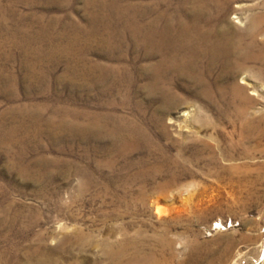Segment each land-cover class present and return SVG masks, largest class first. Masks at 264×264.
I'll list each match as a JSON object with an SVG mask.
<instances>
[{
  "label": "rangeland",
  "instance_id": "374dc122",
  "mask_svg": "<svg viewBox=\"0 0 264 264\" xmlns=\"http://www.w3.org/2000/svg\"><path fill=\"white\" fill-rule=\"evenodd\" d=\"M144 2L0 0V264H264V63L153 81Z\"/></svg>",
  "mask_w": 264,
  "mask_h": 264
},
{
  "label": "bare ground",
  "instance_id": "6f19581e",
  "mask_svg": "<svg viewBox=\"0 0 264 264\" xmlns=\"http://www.w3.org/2000/svg\"><path fill=\"white\" fill-rule=\"evenodd\" d=\"M180 1L182 4H178V0H145L143 3L144 21H142L141 32H143L144 45L149 51L157 49L159 54L156 66L150 67L152 74L158 77L153 81L160 83L164 78L170 82L172 73H183V75L188 73L202 89L210 90L213 95V87L218 86V83L209 86L206 78L211 75L217 64L221 63L223 72L232 73L233 71L236 74L240 71L239 65L243 59L259 60L264 63V0H257L251 5L241 1L240 3L239 0ZM156 30L158 31V42L153 45L151 41L155 39ZM161 86L164 87V84ZM221 89L224 88L221 87ZM240 89L238 87V91ZM248 114L251 113L248 112ZM252 123V117H246L241 130L249 135L251 130L256 128ZM131 130L133 128L129 129L128 136L133 138L134 132ZM129 137H126L127 143L131 142ZM172 183L174 179L169 180V184ZM162 209L158 206L157 212L161 214ZM117 245L118 250L110 251L109 254L117 258V262L113 264H123L122 259H125L128 247L124 239ZM18 249L16 248L15 251ZM26 251L29 253L27 255L29 259L34 260L35 264L53 262L52 257L41 251V248L28 247Z\"/></svg>",
  "mask_w": 264,
  "mask_h": 264
}]
</instances>
